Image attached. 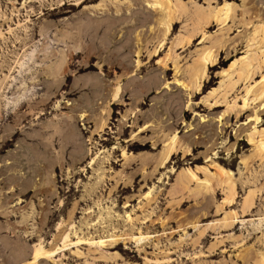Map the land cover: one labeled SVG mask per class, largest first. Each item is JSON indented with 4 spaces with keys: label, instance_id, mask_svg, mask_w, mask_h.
<instances>
[{
    "label": "rangeland",
    "instance_id": "rangeland-1",
    "mask_svg": "<svg viewBox=\"0 0 264 264\" xmlns=\"http://www.w3.org/2000/svg\"><path fill=\"white\" fill-rule=\"evenodd\" d=\"M155 1L0 0V264L264 259V0Z\"/></svg>",
    "mask_w": 264,
    "mask_h": 264
},
{
    "label": "bare ground",
    "instance_id": "bare-ground-1",
    "mask_svg": "<svg viewBox=\"0 0 264 264\" xmlns=\"http://www.w3.org/2000/svg\"><path fill=\"white\" fill-rule=\"evenodd\" d=\"M83 1V0H82ZM155 1V0H154ZM167 1V0H166ZM253 1V0H252ZM156 2V1H155ZM161 2H163V1H161ZM165 3V2H164ZM154 4V3H153ZM160 4V3H159ZM162 4V3H161ZM157 5V4H156ZM159 6V5H158ZM252 8V7H251ZM168 16V15H167ZM227 18V17H226ZM163 19V18H162ZM166 22V21H165ZM209 55V54H208ZM207 57V56H206ZM209 58H210V56H209ZM208 59V58H207ZM206 60V59H205ZM184 83H182V85H183ZM185 85V84H184ZM185 87H186V85H185ZM263 102H264V100H263ZM81 144H79L78 145V147L80 146ZM174 147V146H173ZM173 147H172V144H171V146L170 147H168V149H167V153H171V151H172V149H173ZM262 147H264V145L262 146ZM260 149V148H259ZM79 151H81L80 150V147H79V150L77 151V153L79 152ZM166 156V155H165ZM79 157H81V156H79ZM167 157H168V154H167ZM166 158V157H165ZM81 159V158H80ZM55 251L56 250H54V249H45L44 247H43V245L41 244V242L40 243H38V244H36V246H35V248H34V250H33V263L34 262H37L38 260H40V259H46V258H50V257H52V256H55ZM21 258V257H20ZM41 261H43V260H41ZM260 262V264H264V259L263 258H261L260 260H259ZM32 263V264H33Z\"/></svg>",
    "mask_w": 264,
    "mask_h": 264
}]
</instances>
